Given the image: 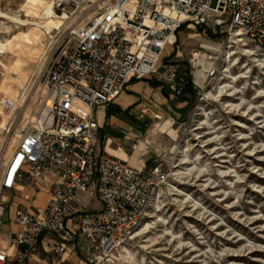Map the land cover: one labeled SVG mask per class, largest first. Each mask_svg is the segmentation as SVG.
Here are the masks:
<instances>
[{
	"label": "rangeland",
	"instance_id": "374dc122",
	"mask_svg": "<svg viewBox=\"0 0 264 264\" xmlns=\"http://www.w3.org/2000/svg\"><path fill=\"white\" fill-rule=\"evenodd\" d=\"M48 5L0 0V174L46 109L52 48L92 14L74 23L56 18L52 32ZM225 30L206 17L182 26L165 49L196 88L146 112L137 149L146 172L159 167L165 179L129 242L102 264H264V56Z\"/></svg>",
	"mask_w": 264,
	"mask_h": 264
},
{
	"label": "built area",
	"instance_id": "2783aa9c",
	"mask_svg": "<svg viewBox=\"0 0 264 264\" xmlns=\"http://www.w3.org/2000/svg\"><path fill=\"white\" fill-rule=\"evenodd\" d=\"M96 1L50 0L68 22L90 8L92 14L52 48L44 71L47 111L33 118L3 163L0 191L39 192L40 184L49 185L44 207L15 211L19 231L0 240V264H25L46 234L60 240L56 252L84 239L99 253L90 264L108 261L129 242L165 173L159 167L144 172L101 151L95 110L133 80H154L169 88V99L180 97L187 84L163 55L182 26L212 17L228 36L239 33L242 45L264 56V0ZM2 226L0 203V236Z\"/></svg>",
	"mask_w": 264,
	"mask_h": 264
},
{
	"label": "crops",
	"instance_id": "0c3cea01",
	"mask_svg": "<svg viewBox=\"0 0 264 264\" xmlns=\"http://www.w3.org/2000/svg\"><path fill=\"white\" fill-rule=\"evenodd\" d=\"M168 54L163 55V59L177 63ZM148 80L150 79L131 81L109 105L100 106L95 110L99 127V149L144 172L147 171L146 159H143L137 148L141 144L143 126L148 123L146 112L157 114L161 108L166 109L171 100L168 87L159 82L157 87H153ZM48 185V182L40 184L39 192L24 187L7 192L2 198L3 222L7 223L2 226L1 241L10 231H19V227L13 222L16 210L32 212L35 208L46 205ZM59 244L60 240L57 237L44 235L38 250L26 258L25 264H90L92 255H95V251L82 238L67 243L62 252H56ZM17 251V248L10 249L12 254Z\"/></svg>",
	"mask_w": 264,
	"mask_h": 264
},
{
	"label": "bare ground",
	"instance_id": "6f19581e",
	"mask_svg": "<svg viewBox=\"0 0 264 264\" xmlns=\"http://www.w3.org/2000/svg\"><path fill=\"white\" fill-rule=\"evenodd\" d=\"M45 15H46V20H47L46 27H47L50 31H52V32H55V31L58 30V25H57V23H56V21H55L56 18H60V19L63 21L64 24H65V23H68V19H67V17H66L65 15L60 16V15H57V14L54 12V10L52 9L51 3H50V5L47 6V11H46ZM232 34L235 35L236 37H238V36L240 35L239 33H232ZM232 34H231V35H232ZM231 35H230V36H231ZM37 37H38V36H37ZM239 41H240V40H239ZM198 56H199V54H195V57H198ZM5 103H6V105H9L8 101H6ZM47 105H49V103H48ZM9 107H10V106H8V108H9ZM6 108H7V107H6ZM10 109H11V108H10ZM46 111H47V108H46L45 111L42 112V113L45 114ZM32 120H33V119H32ZM124 246H125V245H124ZM124 246H122L121 248H123ZM121 248H120V249H121Z\"/></svg>",
	"mask_w": 264,
	"mask_h": 264
},
{
	"label": "trees",
	"instance_id": "16d2710c",
	"mask_svg": "<svg viewBox=\"0 0 264 264\" xmlns=\"http://www.w3.org/2000/svg\"><path fill=\"white\" fill-rule=\"evenodd\" d=\"M148 81L153 87H157L159 85V83L156 81H152V80H148ZM184 92H193V85L191 84V82L187 83Z\"/></svg>",
	"mask_w": 264,
	"mask_h": 264
}]
</instances>
